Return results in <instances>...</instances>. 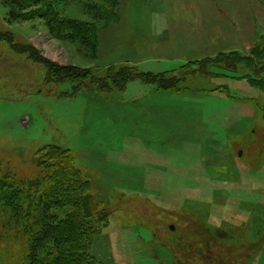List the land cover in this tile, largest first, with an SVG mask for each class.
Wrapping results in <instances>:
<instances>
[{"label": "rangeland", "instance_id": "1", "mask_svg": "<svg viewBox=\"0 0 264 264\" xmlns=\"http://www.w3.org/2000/svg\"><path fill=\"white\" fill-rule=\"evenodd\" d=\"M136 1L0 0V163L37 180L74 162L85 185L67 197L100 204L93 264H251L264 250V93L247 76L264 81V57L148 58ZM64 68L75 75L57 82ZM123 70L149 81L106 80Z\"/></svg>", "mask_w": 264, "mask_h": 264}, {"label": "trees", "instance_id": "2", "mask_svg": "<svg viewBox=\"0 0 264 264\" xmlns=\"http://www.w3.org/2000/svg\"><path fill=\"white\" fill-rule=\"evenodd\" d=\"M27 0H4L19 6L25 11L30 5L23 4ZM39 3V1H36ZM69 25L72 22H68ZM78 29L79 27H74ZM82 31V28H80ZM88 29L84 31L86 36L81 41L87 43ZM86 40V41H85ZM264 57V37L252 49V57L246 59L250 66H254L257 60ZM240 56L233 52L230 55L222 54L216 61L223 60L235 67ZM245 60V59H242ZM75 75L72 68L60 69L55 72L57 82L71 81ZM134 75V76H133ZM146 78L120 71L109 76L115 88H123L126 83L134 79ZM60 81H59V80ZM106 80L96 82L100 91H107ZM247 81L254 88H259L264 93V81L253 80L247 76ZM56 82V81H55ZM159 83V82H151ZM123 86V87H122ZM48 150L60 151L67 154L70 150H64L58 146L48 145ZM72 176L62 173H53L47 178L37 180H21L11 171H5L0 163V246L5 250L0 251V264H93L92 255L89 254L91 238L89 232L92 229V216L99 211V203L88 192L80 193L73 198L69 194L85 185L80 178V171L75 169L74 162L70 159ZM63 198V201L59 199ZM77 209L59 216L54 207L62 206L69 200ZM67 200V201H66ZM91 218V219H90ZM91 239V240H90ZM2 253V254H1Z\"/></svg>", "mask_w": 264, "mask_h": 264}, {"label": "crops", "instance_id": "3", "mask_svg": "<svg viewBox=\"0 0 264 264\" xmlns=\"http://www.w3.org/2000/svg\"><path fill=\"white\" fill-rule=\"evenodd\" d=\"M133 20L145 43L139 52L162 60L247 53L264 37V0H143ZM251 264H264V250Z\"/></svg>", "mask_w": 264, "mask_h": 264}]
</instances>
